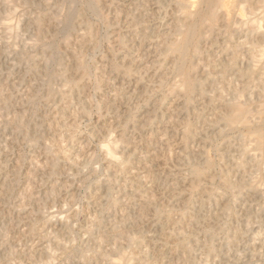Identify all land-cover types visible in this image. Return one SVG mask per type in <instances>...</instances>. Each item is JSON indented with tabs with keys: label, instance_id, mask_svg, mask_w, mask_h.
<instances>
[{
	"label": "rangeland",
	"instance_id": "obj_1",
	"mask_svg": "<svg viewBox=\"0 0 264 264\" xmlns=\"http://www.w3.org/2000/svg\"><path fill=\"white\" fill-rule=\"evenodd\" d=\"M97 1L99 7L97 12H94L89 10L88 5L91 2L90 0H74V3L73 0H13L14 3L10 5V9L8 7L9 10L4 0H0V109L2 110V112L0 110V264H110L113 258L109 257L121 258L122 256L124 257V253L126 255L121 264H126V262L127 264H155L154 262L157 264H264V155H260V152L258 153L256 150L252 151V153L257 152V159L244 158L245 156H243L244 154L242 152L243 146H253V142L243 135L245 132L240 130H237V132L235 130L224 135L220 133L222 126L212 125L217 118L216 114L218 116L219 113L225 112L222 108L221 110L219 109L220 107L217 106V101L204 99L200 95L194 94L195 96H193L190 105L184 104L182 106H176L174 102L175 92L172 90L174 87V85L172 87L173 83L176 84L177 81V84L180 83V78L176 77V74L172 73V75L167 76L162 88L160 83L156 82L157 80H151L146 84L147 89L145 88L142 91L143 93H140V91L135 93V85H137L138 80L140 81L143 76L141 72L138 75V71L142 67L137 72L136 70L138 68H134L130 76H126L122 71H115L113 68L115 64L120 63L122 57L126 54L125 51L132 53L135 57H138L139 54L141 56V44L143 41H146L144 39L159 30L163 32L164 26L165 28L167 27L166 24L172 20L175 13L172 0H127L128 3L126 0ZM144 1L148 2L144 3ZM140 2L143 3L141 4ZM17 7L19 8L18 10L16 9ZM72 10L77 11L74 25L79 29L74 28V31L71 32V40L73 39L71 47H73H69V49L64 43L66 35L65 23L69 18V11ZM12 11L13 13H11ZM138 11H140V14ZM98 12L99 14H97ZM90 14L91 16H89ZM39 15L43 18L44 22L43 29L40 31L42 36L41 41L47 42V46H39L41 49L37 47L32 50H24L28 53L31 52L30 54L33 53V57L36 58L30 57L31 59L28 60V56L22 54L25 52H22L21 49H26L25 47L28 43L32 44L34 42L33 40H35L38 27L35 24L32 25L30 19ZM123 15L125 16L123 17ZM83 16L85 17L83 18ZM28 19L30 21H27ZM82 20L87 23L89 20V27L86 23V28L85 25H80ZM12 21L17 25V31L15 30L16 33L14 32V36H11V33L5 29L6 23ZM59 21L62 23H59ZM143 23L144 25H142ZM146 25L148 27H145ZM88 28L91 29L89 32ZM149 29H151V33H147L150 32ZM82 32H88L90 38L93 36L91 38L93 40L90 44L76 48L74 44L78 40V37L79 40L81 39L80 33ZM142 33L144 35H141ZM146 33L148 35L145 36ZM73 34H76V36ZM118 35H121L124 41L121 45L116 41L115 36L118 37ZM10 36L11 39L7 40ZM33 36L34 39L31 40ZM158 37L153 41V44L155 46L157 45L155 50L157 52H151L152 54H149L148 57L144 56L147 58L146 60H142L146 66L152 65L153 62L165 56L163 53H159L161 52L162 47L160 45L163 38L161 36ZM9 40L10 43H14L10 44ZM204 42L199 44V49L205 58L202 55L197 56L193 59V63H195V66L198 65L199 74L206 75L208 63L218 62L217 60L221 57V51L226 45V42L221 35L214 36V38L212 37ZM14 44H16V50L20 53L13 49L16 48ZM88 45L89 47H87ZM136 45L137 47L135 48ZM120 47H123V49ZM44 48L47 50L44 51ZM73 48H76L77 51L80 50L78 51L79 59H83L82 62L87 68V75L84 78L79 79L80 76L74 78L79 80L77 82L80 86L83 84L80 87L79 96L76 99L68 100L57 93L54 95L57 97L50 99L49 102L47 96L50 81H54L53 86L56 89L60 85V88H62L65 84L60 80L53 79L52 72H54V69L55 71L58 70L59 60H62L64 65L69 64L71 51L74 50ZM132 49L137 50L133 51ZM10 50L11 52H9ZM153 56H155L156 60H154L155 58ZM144 57L143 59H145ZM22 59H25L27 62ZM31 60L33 63L30 62ZM242 64H245V62L241 61ZM113 70L115 74H112ZM202 70L205 72L203 73ZM49 71L50 73L48 74ZM49 79L50 81H48ZM207 79L204 86L205 91L208 92V95L210 94L209 96L218 95L221 91L225 98L233 99L234 94H232V88H234V85L236 86L238 81L235 80L232 74H228L227 81H231L233 86L224 85L227 83H224V86H222L219 83L212 82L209 78ZM218 84L222 87V90H216ZM115 87H122V89H117H120L119 95H121V98H116L118 91L116 92ZM214 89L217 93H215L216 91ZM228 89L230 90L228 91ZM121 90L123 94H120L122 92ZM148 92L150 94L152 93L151 97L148 96ZM250 95V93L246 95V98H250ZM122 98L123 100H121ZM117 99L118 101L121 100L122 105L125 107L121 106V102H118ZM258 99L256 97L255 101ZM124 100H127L128 105L126 103V105L124 104ZM33 101L36 102L34 103ZM249 101L246 100V103L253 105ZM107 103L114 104V108L111 105L108 106L109 104ZM208 103L209 105H207ZM63 104L66 105H64L65 109L62 107ZM254 104L256 103L254 102ZM82 106L83 108H81ZM119 106L120 109L118 108ZM57 107L60 108L58 109ZM125 109H128L127 112H125ZM60 111L66 115V117L63 116L65 117L64 119ZM148 114L153 117L147 124L145 123V116ZM57 117L61 118L58 119ZM122 118H125V121ZM62 119L63 121L61 123L60 120ZM19 120L25 124L24 128H22L23 132L16 127V121L18 122ZM45 120L53 124L54 130H49L47 126L48 122ZM56 124L58 125L56 126ZM55 126L58 130H61L58 131ZM124 128L126 129V139L118 151V156L121 155V162L122 160L125 161H123L124 163L122 162L123 165L122 163L119 166L116 164L111 165L106 160L101 146L102 144L105 145L109 136L114 137V140L119 135V130ZM188 130L191 131L188 132ZM187 132L191 133V135ZM239 135H241L242 139ZM119 137L115 140H118ZM50 142L53 145H50ZM184 144L188 148L186 149L189 152L188 156L184 159H178L176 155L183 153L185 149ZM49 145L51 147H48ZM51 148L53 149L51 150ZM202 149H205L209 158L215 161L216 165L213 170H215L216 174L213 171L212 175L214 177H211L210 180L209 178H204L201 181L202 190L200 189L199 191L197 189V191L195 190L196 188L191 190L193 186L196 187L197 185L194 184V179L192 181L193 176H191L192 174L189 169L204 164V155L202 158L199 155L195 156ZM149 154L152 155L151 158L148 156ZM54 155L55 157L57 155L59 156L58 161L56 159L53 160ZM64 156L68 158L69 162L76 164V168L71 167L70 164H66L67 162L64 161ZM77 161L80 163H77ZM240 162L243 167L237 166ZM258 162L263 165H258ZM45 164H48V166H45ZM150 167L152 170L160 173L161 175H159L165 181L161 178H158L159 183L154 184L147 182H143V184L139 181H134L136 178L138 180L139 175H141L139 178H148L153 172L149 170ZM129 171L131 172L130 174L128 173ZM228 172L230 173L228 174L230 180L235 184L237 183V189L235 188L236 193L234 192L235 195L225 192V187L222 184L223 173L226 174ZM203 189H205L204 192L214 189L216 195H212L213 197H204L202 193ZM27 196H29V199ZM37 197L38 199H36ZM152 198L158 200L154 206L150 205ZM187 199H190L188 203L185 202ZM113 203L115 204L113 205ZM145 203H148L151 207L146 206ZM139 210L147 211L144 217H140V214H138L140 212ZM61 213L64 217H62ZM57 215L62 218V223H57ZM167 215L171 216L173 222L168 231L180 238V247L178 246L177 249L175 246L179 240L176 242L174 240L169 241L161 233L163 231H161L160 222L157 226L153 222L155 216H161V220L164 221V217ZM145 217L147 219H144ZM149 217L151 218L149 219ZM127 220L128 222L126 223ZM195 221L198 222L195 223ZM134 222L138 230H140L136 231V236H141V240L143 238L142 241H144L145 246L143 244L134 245L130 242V246H126L129 245L128 238H126V234L128 233H126V230L121 225L124 227L128 223L134 224ZM119 224L120 226H118ZM207 224L211 226L207 227ZM117 227H121L124 232L119 237L111 235L110 232V230L118 229ZM45 228H47V232H43ZM208 228L214 230V233H207L205 230ZM42 232L47 235L44 239L39 234ZM108 232L109 234H107ZM185 238L187 243L185 242ZM120 240H122V243L117 242ZM208 244L216 246V250L212 253L209 250L206 251L208 249L207 246H209ZM38 245L40 249H42L41 245H45L49 250L41 252ZM113 246L115 247L113 248ZM133 246L136 247V250ZM137 247L140 248L138 249ZM162 248H169L171 252L167 254L168 256L158 252ZM183 248L186 249L184 250ZM173 249L177 250L176 253H172L175 251ZM129 251H133L131 252L133 253L132 256H128L130 254ZM146 251H148L147 254L145 253ZM103 252L105 255H102L104 254ZM33 253L37 254V256H32ZM140 256L142 259L139 258ZM145 257H147V260ZM183 257L186 258L184 259ZM33 258L34 260H31Z\"/></svg>",
	"mask_w": 264,
	"mask_h": 264
},
{
	"label": "bare ground",
	"instance_id": "obj_2",
	"mask_svg": "<svg viewBox=\"0 0 264 264\" xmlns=\"http://www.w3.org/2000/svg\"><path fill=\"white\" fill-rule=\"evenodd\" d=\"M15 1V0H14ZM18 1V0H17ZM49 1V0H48ZM91 2H90V4L88 5V7H89V10L90 11H94V12H97V10H98V7H99V4H98V1L97 0H90ZM124 1V0H123ZM122 1V2H123ZM129 1H131V0H129ZM134 1V0H133ZM136 1V0H135ZM141 1V0H140ZM149 1V0H148ZM148 1H144V3L145 2H148ZM160 1V0H159ZM163 1V0H162ZM168 1H170V0H168ZM24 2V1H23ZM32 2V1H31ZM111 2V1H110ZM126 2H127V0H126ZM152 2V1H151ZM167 2V1H166ZM4 3L6 4V7H7V9H8V7H9V9L11 8V4L12 3H14L13 2V0H4ZM17 3V2H16ZM73 3H74V0H73ZM100 3V2H99ZM128 3V2H127ZM137 3V2H136ZM141 3V2H140ZM139 3V4H140ZM143 3V2H142ZM141 3V4H142ZM153 3H155V2H153ZM170 3V2H169ZM50 4V3H49ZM156 4V3H155ZM172 4L174 5L172 8H173V10L175 9V13H174V15H173V17H172V20L168 23V24H166L167 25V27L165 28V26H164V29H163V32H162V30L160 31H157V32H154V33H152V35L150 36H148L146 39H144V40H146V41H143V43L141 44L142 46H141V56H140V54H139V56L138 57H135V56H133V54L132 53H130V52H128V51H125L126 52V54L122 57V59H121V61H120V63H117V64H115L114 66H113V68H114V70L115 71H122L126 76H130V75H132V70H134V68H138L137 70H136V72L140 69V67H142L139 71H138V75H139V72H141V73H143V76H142V79L139 81L138 80V83H137V85H135V88H134V92L136 93H138L139 91H140V93L143 91V90H145V88H146V84L147 83H149L151 80H157L156 82H159L160 83V85H161V88H162V85L164 84V81H165V79L167 78V76H169L170 74L172 75V73H174V74H176L177 76L176 77H179L180 78V83L179 84H177L178 83V81H177V83L176 84H172V87H173V85H174V87H173V89H172V87H171V89L172 90H174L173 92H175L174 94H175V99H174V102L176 103V106H182V105H184V104H186V105H190L191 104V102H192V98H193V96H195L194 94H198V95H200L202 98H204V99H210L211 101H217V106L218 107H220L219 109L221 110V108H222V110H224L225 112H222V113H219V115L217 116V114H216V120H214V123H212V125L213 126H222V128L220 129V133L221 134H226L227 135V133H229V132H232V131H237V130H240V131H244L245 133L243 134V135H245V137H248L249 139H250V141L251 142H253V146L250 148L249 147V143L247 144L248 145V147L246 146H243V148H242V152H243V156H245L244 158H246V157H248V158H255V159H257L258 157H257V152L256 153H252V151H258V153L260 152V155H264V0H172ZM72 5V4H71ZM105 5V4H104ZM107 5V4H106ZM125 5V4H124ZM131 5V4H130ZM136 5V4H135ZM148 5V4H147ZM60 6V5H59ZM108 6V5H107ZM123 6V5H122ZM127 6H129V5H127ZM127 6H125V7H127ZM151 6V5H150ZM164 6V5H163ZM13 7H15V6H13ZM132 7V6H131ZM74 8V7H73ZM124 8V7H123ZM135 8V7H134ZM139 8H140V5H139ZM163 8V7H162ZM8 9V10H9ZM14 9V8H13ZM17 10L19 9L18 7L16 8ZM15 9V10H16ZM21 9V8H20ZM70 9H72V8H70ZM86 9V8H85ZM85 9H83V10H85ZM127 9V8H126ZM129 9V8H128ZM7 10V11H8ZM123 10V9H122ZM139 10V9H138ZM173 10H171V11H173ZM11 11V10H10ZM9 11V12H10ZM79 11V10H78ZM87 11H88V9H87ZM126 11V10H125ZM130 11H131V9H130ZM141 11V10H140ZM140 11H138L139 12V14H140ZM93 12V13H94ZM11 13H13V11L11 12ZM40 13V12H39ZM89 13V12H88ZM92 13V12H91ZM120 13H121V11H120ZM130 13V12H129ZM144 13V12H143ZM152 13V12H151ZM173 13V12H172ZM10 14V13H9ZM97 14H99V12L97 13ZM126 14H128V13H126ZM134 14V13H133ZM132 14V15H133ZM136 14V13H135ZM142 14V13H141ZM154 14V13H153ZM11 15V14H10ZM9 15V16H10ZM137 15V14H136ZM64 16V15H63ZM76 16H77V11L76 10H72V11H69V18H68V20H67V22L65 23V29H66V35H65V46L66 47H70V48H72L71 47V45H72V40H71V36L70 35H72L71 34V32H73L74 31V28H76L75 27V25H74V20H75V18H76ZM89 16H91V14L89 15ZM122 16V15H121ZM125 15H123V17H124ZM127 16V15H126ZM137 16H139V15H137ZM143 16V15H142ZM152 16V15H151ZM158 16V15H157ZM8 17V16H7ZM13 17V16H12ZM60 17H61V15H60ZM85 16H83V18H84ZM140 17V16H139ZM154 17V16H153ZM18 18V17H17ZM137 18V17H136ZM156 18V17H155ZM21 19H22V17H21ZM30 19V18H29ZM27 20V21H30L31 23H32V25H36L37 27H38V32H37V34H35V40H33L34 42L32 43V44H29L28 43V45H26V49H21L22 50V52L25 50H27V49H33V48H37V47H39V46H42V47H46L47 46V42H44V41H41V39H42V36H41V30L43 29V25H44V22H43V18L39 15V16H37V17H34V18H32V19H30V20ZM57 19V18H56ZM138 19V18H137ZM145 19V18H144ZM80 20V19H79ZM143 20V19H142ZM18 21V20H17ZM91 21V20H90ZM116 21V20H115ZM136 21H138V20H136ZM135 21V22H136ZM169 21V20H168ZM6 22V21H5ZM18 22H20V21H18ZM18 22H17V24H18ZM55 22V21H54ZM4 23V22H3ZM29 23V22H28ZM48 23V22H47ZM59 23H62V22H60L59 21ZM79 23V22H78ZM87 24V26H88V23H89V20H88V23L87 22H85L84 20H82L81 22H80V25H85V28H86V24ZM123 23H125V22H123ZM128 23V22H127ZM145 23V22H144ZM144 23L142 24V25H144ZM166 23V22H165ZM135 24V23H134ZM28 25V24H27ZM78 25V24H77ZM127 25V24H126ZM131 25V24H130ZM154 25V24H153ZM160 25V24H159ZM163 25V24H162ZM5 26V25H4ZM133 26V25H132ZM16 27H17V25L15 24V22L13 23V21L12 22H10V23H6V28L5 29H7L6 31H8V32H10L11 33V36L13 35L14 36V32L16 33ZM46 27V26H45ZM83 27V26H82ZM89 27V26H88ZM126 27V26H125ZM144 27V26H143ZM145 27H148L147 25L145 26ZM155 27V26H154ZM84 28V27H83ZM155 28H157V27H155ZM160 28H161V26H160ZM3 29V28H2ZM76 29H79V28H76ZM129 29V28H128ZM16 30V31H15ZM59 30V29H58ZM87 30V29H86ZM91 29H89L88 28V32L90 31ZM133 30H135V29H133ZM144 30V29H143ZM147 30H148V28H147ZM151 29H149V31H150ZM5 31V32H6ZM80 31H82V30H80ZM79 31V32H80ZM84 31V30H83ZM125 31V30H124ZM128 31V30H127ZM88 32H82V33H80V37H81V39L79 40V37H78V40L76 41L75 39H74V41H76V43L74 44V46L76 47V48H79V47H83V46H85V45H87V44H90L91 42H92V40L93 39H91L90 38V36L88 35ZM111 32V31H110ZM129 32H130V30H129ZM135 32V31H134ZM138 32V31H137ZM136 32V33H137ZM142 32V31H141ZM152 31H150V32H147V33H151ZM10 33H9V35H10ZM34 33V32H33ZM122 33V32H121ZM131 33H133V32H131ZM145 34V36L146 35H148V34ZM8 34V33H7ZM48 34V33H47ZM91 34V33H90ZM116 34V33H115ZM135 34V33H134ZM133 34V35H134ZM138 34V33H137ZM8 35V36H9ZM43 35V34H42ZM73 35H75L76 36V34H73ZM117 35V34H116ZM132 35V34H131ZM141 35H144V33H142ZM217 35H221L222 36V38L224 39V41L226 42V45L224 46V48H223V50L221 51L222 52V54H221V57L217 60L218 62L216 63H208V69L206 70L207 71V73H206V75H204V74H199V72H198V70H199V68H198V65L197 66H195L194 64L195 63H193V59L195 58V57H197V56H200V55H202V52L200 51V49H199V44L200 43H202V42H206V41H208V39H210V38H214V36H216L217 37ZM11 36H10V38L8 37L7 38V40L8 39H11ZM75 36H73V37H75ZM122 36H123V34H122ZM158 36H161L163 39H162V41H161V52H159V53H163L165 56H164V58H161L160 60H158V61H155V62H153V64L152 65H150V66H146L144 63L145 62H143L142 60H146L147 58H145V57H148V55L149 54H152V53H154V52H157V51H155L156 50V48H157V45L155 46V44H153V41H154V39L156 38V37H158ZM116 37V41L117 42H119V44L121 45V44H123L124 43V41H123V38L121 37V35H118V37L117 36H115ZM130 37V36H129ZM136 37V36H135ZM138 37H141V36H138ZM219 37V36H218ZM108 38V37H107ZM32 39H34V36H33V38H31V40ZM46 39V38H45ZM45 39H43V40H45ZM94 39H96V38H94ZM112 39V38H111ZM110 39V40H111ZM141 39V38H140ZM148 39V40H147ZM158 39H159V37H158ZM13 40V39H12ZM113 40V39H112ZM131 40H132V38H131ZM161 40V39H160ZM217 40V39H216ZM46 41V40H45ZM115 40H114V42H116ZM139 41V40H138ZM159 41V40H158ZM157 41V42H158ZM218 41V40H217ZM6 42V41H5ZM30 43H31V41H29ZM96 42V41H95ZM95 42H94V44H95ZM113 42V43H114ZM123 42V43H122ZM131 42V41H130ZM156 42V41H155ZM204 42V43H205ZM214 42V41H213ZM219 42V41H218ZM9 43H10V40H9ZM9 43H8V45H9ZM12 44L14 43V42H11ZM10 43V44H11ZM51 43V42H50ZM126 43V42H125ZM132 43V42H131ZM133 43H135V42H133ZM139 43H140V41H139ZM159 43V42H158ZM157 43V44H158ZM215 43V42H214ZM217 43V42H216ZM221 44V43H220ZM15 45V47H16V44H14ZM49 45V44H48ZM96 45V44H95ZM119 45V46H120ZM10 46V45H9ZM91 46V45H90ZM128 46V45H127ZM140 46V45H139ZM87 47H89V45L87 46ZM86 47V48H87ZM92 47V46H91ZM95 47V46H94ZM129 47H131V46H129ZM137 47V45L135 46V48ZM158 47H159V45H158ZM219 47V46H218ZM8 48V47H7ZM40 48V47H39ZM69 48V49H70ZM76 48H73L74 50L73 51H71V60L69 59V64L67 65H64L63 63H62V60H59L58 61V70L57 71H55V69H54V72H52V75L54 76H51V77H53V79H56V80H60V81H62V82H64L65 84L63 85V87L62 88H60V86H59V88L57 87V89H56V87H54L53 86V83H54V81L52 82V80L50 81V79L48 80V81H50V83L48 84V86H50L49 87V92H48V90H47V92H48V99H46V100H48L49 102H50V99H52V98H56L54 95H56L57 93L58 94H60L62 97H65L66 99H68V100H73V99H76V97H78L79 96V93H80V87L83 85L82 83V85L80 86V84L77 82V81H79V80H77V79H74V78H76L77 76H80V78L79 79H82V78H84L86 75H87V68H86V66L84 65V63L82 62L83 61V59L82 58H80V59H82V60H80L79 59V55H78V51H80V50H78L77 51V49ZM120 48H122L123 49V47H120ZM127 48V47H126ZM221 48V49H222ZM11 49H12V47H11ZM13 49H17V47L16 48H13ZM41 49V48H40ZM68 49V50H69ZM81 49V48H80ZM85 49V48H84ZM125 49V48H124ZM45 50H47V49H45L44 48V51ZM66 50V49H65ZM72 50V49H71ZM133 50V49H132ZM135 50H137V49H135ZM135 50H133V51H135ZM14 51V50H13ZM17 51V50H16ZM24 51V52H25ZM84 51V50H83ZM154 51V52H153ZM218 51V50H217ZM9 52H11V50L9 51ZM15 52V51H14ZM18 53H20L19 51H17ZM82 52V51H81ZM138 52V51H137ZM152 52V53H151ZM31 53V52H30ZM30 53H28V52H25V53H22V54H24V55H27L28 56V60H30L31 58H34L33 56V53L32 54H30ZM69 53H70V51H69ZM123 54H124V52H122ZM220 53V52H219ZM22 54H20V55H22ZM34 54H36V53H34ZM50 54V53H49ZM80 54V53H79ZM135 54H137V53H135ZM134 54V55H135ZM216 54H217V52H216ZM16 55V54H15ZM63 55V54H62ZM157 55V54H156ZM155 55V56H156ZM213 55V54H212ZM145 56V57H144ZM155 56H153V58H155ZM158 56H160V55H158ZM21 57V56H20ZM23 57V56H22ZM31 57V58H30ZM37 57V56H36ZM120 57V58H121ZM143 57L145 58V59H143ZM202 57H203V55H202ZM203 58H205V57H203ZM206 58H207V56H206ZM27 59V58H26ZM34 59H36V58H34ZM202 59V58H201ZM23 60V59H22ZM33 60V59H32ZM32 60L30 61V62H32ZM114 60V59H113ZM120 60V59H119ZM154 60H156V58L154 59ZM203 60V59H202ZM23 61H26L25 59L23 60ZM241 61L243 62H245V64H242L241 65ZM27 62V61H26ZM38 62V61H37ZM53 62H54V60H53ZM67 63H68V61H66ZM203 62V61H202ZM205 62V61H204ZM207 62V61H206ZM33 63V62H32ZM197 63H199V62H197ZM207 64V63H206ZM30 65V64H29ZM34 65V64H33ZM200 66H201V64H200ZM49 69V68H48ZM203 69V68H202ZM113 70V71H114ZM112 71V74L114 73L115 74V71L113 72ZM203 71V70H202ZM205 71H203V73H204ZM50 73V71L48 72V74ZM47 74V73H46ZM47 74V75H48ZM122 74V73H121ZM134 74V73H133ZM228 74H232V76L235 78V80H237L238 81V83L236 84V86L234 85V88H232V91H233V93L232 94H234L233 96V99H227V98H225V96L223 95V93L220 91L219 93H218V95H211V96H209L208 95V92H206L205 91V86H204V84H205V81L206 80H208L207 78H209L212 82H215L216 84L217 83H219V84H221L222 86H224V85H229V86H231L232 85V82L231 81H227V76H228ZM116 75H117V73H116ZM123 75V74H122ZM135 75V74H134ZM136 76V75H135ZM21 77V76H20ZM109 77V76H108ZM115 77V76H114ZM117 77V76H116ZM121 77V76H120ZM175 77V78H176ZM207 77V78H206ZM50 78V77H49ZM87 78V77H86ZM122 78V77H121ZM136 78H138V76H136ZM125 79H127V78H125ZM124 79V80H125ZM231 79V78H230ZM130 80V79H129ZM132 80V79H131ZM46 81V80H45ZM59 81V82H60ZM225 81H227V82H225ZM56 82V81H55ZM83 82V81H82ZM121 82V81H120ZM152 82H154V81H152ZM240 82V83H239ZM46 83H47V81H46ZM52 83V84H51ZM166 83V82H165ZM207 83V82H206ZM224 83H227V84H224ZM115 84V83H114ZM130 84V83H129ZM171 84V83H170ZM214 84V83H213ZM217 85V88H216V90L218 89V90H222V87L220 86V85ZM224 84V85H223ZM235 84V83H234ZM119 86V85H118ZM132 86V85H131ZM149 86V85H148ZM164 86V85H163ZM233 86V85H232ZM157 87V86H156ZM158 87H159V85H158ZM116 88V87H115ZM118 88H121L122 89V87H118ZM118 88H116L115 90H116V92L118 91V95H119V90H117ZM230 88V87H229ZM147 89V88H146ZM170 89V90H171ZM83 90H84V86H83ZM129 90V89H128ZM207 90V89H206ZM215 89H214V91H216ZM225 90V89H224ZM230 89H228V91H229ZM122 91V90H121ZM213 91V92H214ZM46 92V93H47ZM81 92H83V91H81ZM116 92H114V93H116ZM150 92V91H149ZM148 92V93H149ZM151 92H152V89H151ZM155 92V91H154ZM173 92H172V94H173ZM225 92H226V90H225ZM134 93V94H135ZM143 93V92H142ZM153 93V92H152ZM151 93V94H152ZM157 93V92H156ZM215 93H217V91L215 92ZM251 94L250 95V98H246V95H248V94ZM254 93H256L255 95H253ZM120 94H123V91L120 93ZM130 94V93H129ZM150 94V93H149ZM148 94V96L149 97H151V94L149 95ZM228 94V93H227ZM1 95H3V94H1ZM45 95H47V94H45ZM111 95H114V94H111ZM116 95V98H121V95ZM136 95V94H135ZM154 95V94H153ZM229 95V94H228ZM26 96V95H25ZM33 96H34V94H33ZM82 96V95H81ZM125 96V95H124ZM133 96V95H132ZM147 96V97H148ZM161 96V95H160ZM173 96V95H172ZM38 97V96H37ZM46 97V96H45ZM112 97V96H111ZM135 97V96H134ZM165 97V96H164ZM230 97V96H229ZM259 98L257 101H255V98ZM32 98V97H31ZM35 98H36V96H35ZM65 98H63V99H65ZM127 98V97H126ZM125 98V99H126ZM161 98V97H160ZM166 98V97H165ZM65 99V100H66ZM113 99H115V98H113ZM132 99V98H131ZM146 99V98H145ZM203 99V100H204ZM17 100V99H16ZM32 100V99H31ZM121 100H123V98L121 99ZM121 100H119L120 102H121ZM129 100V99H128ZM148 100V99H147ZM159 100V99H158ZM202 100V99H201ZM246 100H250L249 102H252L253 103V105H248L247 103H246ZM2 101V100H1ZM30 101V100H29ZM75 101V100H74ZM87 101H89V100H87ZM111 101H113V100H111ZM117 101H118V99H117ZM118 101V102H119ZM125 101V100H124ZM123 101V102H124ZM157 101V100H156ZM34 102V101H33ZM32 102V103H33ZM36 102V101H35ZM34 102V103H35ZM52 102H53V100H52ZM51 102V103H52ZM64 102V101H63ZM70 102H72V101H70ZM84 102V101H83ZM131 102V101H130ZM129 102V103H130ZM157 102H159V101H157ZM156 102V103H157ZM200 102V101H199ZM204 102V101H203ZM206 102V101H205ZM207 102H209V101H207ZM248 102V103H249ZM254 102L256 103V104H254ZM2 103V102H1ZM12 103V102H11ZM58 103V102H57ZM65 103H67V102H65ZM78 103V102H77ZM127 104L128 105V103H127V100L124 102V104ZM149 103V102H148ZM161 103H162V101H161ZM169 103V102H168ZM202 103V102H201ZM84 104H86V103H84ZM107 104H109V103H107ZM119 104V103H118ZM125 104V105H126ZM154 104V103H153ZM193 104V103H192ZM211 104V103H210ZM212 104H213V102H212ZM21 105V104H20ZM64 105L65 104H63V106L62 107H64ZM68 105H69V103H68ZM90 105V104H89ZM111 105V103L108 105V106H110ZM117 105V104H116ZM165 105H168V104H165ZM203 105V104H202ZM207 105H209V103L207 104ZM214 105V104H213ZM55 106V105H54ZM66 106V105H65ZM81 106V105H80ZM112 107L114 106V104H112L111 105ZM121 106H124V105H122V102H121ZM175 106V105H174ZM175 106V107H176ZM253 106V107H252ZM61 107V108H62ZM68 107V106H67ZM125 107V106H124ZM214 107H215V105H214ZM58 108V107H57ZM60 108V107H59ZM58 108V109H59ZM81 108H83V106L81 107ZM114 108V107H113ZM116 108V107H115ZM119 109H120V106L118 107ZM168 108H169V106H168ZM178 108V107H177ZM182 108V107H181ZM201 108V107H200ZM206 108V107H205ZM63 109V108H62ZM64 109H65V107H64ZM63 109V110H64ZM86 109V108H85ZM87 109H88V107H87ZM119 109H117V110H119ZM217 109V108H216ZM1 110V109H0ZM57 110V109H56ZM61 110V109H60ZM107 110V109H106ZM112 110V109H111ZM126 110V109H125ZM124 110V111H125ZM128 110V109H127ZM127 110L125 111V112H127ZM164 110V109H163ZM178 110V109H177ZM187 110V109H186ZM202 110V109H201ZM55 111V110H54ZM67 111V110H66ZM154 111H155V109H154ZM167 111V110H166ZM179 111H180V109H179ZM1 112H2V110H1ZM61 112V111H60ZM59 112V113H60ZM207 112V111H206ZM55 113V112H54ZM62 113V112H61ZM66 113V112H65ZM195 114H197V113H195ZM86 115V114H85ZM124 115V114H123ZM126 115V114H125ZM173 115V114H172ZM176 115V114H175ZM190 115H191V113H190ZM3 116V115H2ZM44 116V115H43ZM53 116H54V114H53ZM62 117L63 116H65L66 117V115H64L63 113H62V115H61ZM197 116V115H196ZM65 117H63V119L65 118ZM69 117H70V114H69ZM108 117V116H107ZM153 117V116H152ZM151 116H149V114L147 115V116H145V123H149L150 122V120H151V118H152ZM15 118V117H14ZM21 118V117H20ZM46 118H47V116H46ZM53 119H54V117H52ZM51 118V119H52ZM58 118V117H57ZM59 118H61V117H59ZM58 118V119H59ZM214 118V119H215ZM51 119H48V120H51ZM63 119L62 120H60L61 121V123H62V121H63ZM125 119V118H124ZM123 118H122V120L123 121H125ZM143 119V118H142ZM170 119V118H169ZM189 119V118H188ZM198 119V118H197ZM16 120V119H15ZM114 120V119H113ZM121 120V121H122ZM203 120H205V119H203ZM212 120V119H211ZM13 121H14V119H13ZM45 121H47V120H45ZM66 121V120H65ZM64 121V122H65ZM70 121V120H69ZM184 121V120H183ZM42 122V121H41ZM48 122V121H47ZM119 122V121H118ZM143 122H144V120H143ZM203 122V121H202ZM11 123H13V122H11ZM17 123V124H16ZM16 127H17V129H19L21 132H23V129L22 128H24V123H23V121H16ZM54 123V122H53ZM70 123V122H69ZM115 123V122H114ZM122 123V122H121ZM170 123H172V122H170ZM179 124H180V122H178ZM204 123V122H203ZM14 124V125H15ZM117 124V123H116ZM58 124H56V126H57ZM59 125H61V124H59ZM159 125V124H158ZM48 128H49V130L51 131V130H54L53 129V124H51V122L49 121L48 122ZM56 126H55V128H56ZM127 126V125H126ZM179 126V125H178ZM181 126V125H180ZM14 128H15V126H13ZM44 127V126H43ZM59 127V126H58ZM64 127V126H63ZM120 127H121V125H120ZM189 127V126H188ZM203 127V126H202ZM47 128V127H46ZM125 128H127V127H125ZM120 129L119 130V135L118 136H120L119 137V139L118 140H113V138L112 137H110L109 136V138H108V140L107 141H109V139L110 138H112L110 141H109V143H107V141H106V143H107V145H106V143H105V145L104 144H102V148H101V150L103 151V153H104V156H105V158H106V160L108 161V163L109 164H111V165H114V164H116V165H118L119 166V164H121L123 161H125V160H122V162H121V159H120V156H118V151H119V149H120V147L123 145V142H124V140L126 139L125 137H126V129ZM128 128H129V126H128ZM209 128V127H208ZM57 130H58V128H56ZM185 129V128H184ZM189 129V128H188ZM191 129V128H190ZM219 129V128H218ZM48 130V131H49ZM59 130H61V129H59ZM58 130V131H59ZM67 130V129H66ZM46 131V130H45ZM186 131H187V129H186ZM189 131H191V130H188V132ZM218 131V130H217ZM247 131V132H246ZM42 132H44V131H42ZM53 132V131H52ZM61 132V131H60ZM107 132V131H106ZM173 132V131H172ZM187 132V133H188ZM238 132V131H237ZM41 133V132H40ZM46 133H48V132H46ZM72 133V132H71ZM185 133V132H184ZM219 133V132H218ZM236 133V132H235ZM50 134V133H49ZM55 134V133H54ZM57 135H58V133H56ZM111 134V133H110ZM112 134H113V132H112ZM186 134V133H185ZM188 134H190L191 135V133H188ZM231 134V133H230ZM214 135V134H213ZM218 135V134H217ZM56 136V135H55ZM114 136V135H113ZM186 136V135H185ZM221 136V135H220ZM240 137H241V135H239ZM58 137V136H57ZM164 137V136H163ZM172 137V136H171ZM47 138V137H46ZM50 138V137H49ZM187 138H188V136H187ZM189 138H190V136H189ZM53 139V138H52ZM51 139V140H52ZM241 139H242V137H241ZM44 140H46V139H44ZM159 140V139H158ZM243 140H245L244 138H243ZM53 141V140H52ZM51 141V142H52ZM55 141V140H54ZM156 141V140H155ZM51 142H50V145H53V144H51ZM128 142V141H127ZM158 142V141H157ZM187 142V141H186ZM194 142V141H193ZM103 143V142H102ZM126 143V142H125ZM60 144V143H59ZM187 144H188V142H187ZM191 144H193V143H191ZM228 144V143H227ZM245 144V143H244ZM243 144V145H244ZM250 144H252V143H250ZM48 146V147H51V146ZM179 145V144H178ZM44 146V145H43ZM55 146H57V145H55ZM193 146V145H192ZM209 146V145H208ZM241 146V145H240ZM52 147H54V146H52ZM88 147V146H87ZM210 147V146H209ZM60 148H63V147H60ZM184 151H183V153L180 155V154H177L176 156V158H178V159H184V158H187V156H188V151L186 150V149H188L187 148V146L184 144ZM205 149H207L206 147H204ZM53 148H51V150H52ZM84 149V148H83ZM169 149V148H168ZM198 149V148H197ZM205 149H202V150H199L198 151V153H196V155L195 156H197V155H199V156H201V158H202V156L204 155V157H203V160H204V164L202 165V166H197V167H191L190 169H189V171H190V173L192 174L191 176H193V178H192V181H193V179H194V184L195 185H197L196 187H192L191 188V190L192 189H195V190H199L200 191V189L202 190V188H201V181L205 178H209V180H210V178L211 177H214L212 174H213V171H214V173H215V170H213L214 169V167H215V165H216V163H215V161H213V160H211L210 158H209V155H208V153H206L205 152ZM56 150V149H55ZM54 150V151H55ZM60 150H62V149H60ZM75 150V149H74ZM65 151V150H64ZM134 151V150H133ZM195 151V150H194ZM209 151V150H208ZM48 152V151H47ZM196 152V151H195ZM63 153V152H62ZM194 153V152H193ZM58 154V153H57ZM176 154V153H175ZM205 154H207V155H205ZM70 155V154H69ZM154 155V154H153ZM190 155V154H189ZM71 156H72V153H71ZM71 156H70V158H71ZM75 156V155H74ZM150 158H151V156L152 155H148ZM155 156V155H154ZM259 156V155H258ZM57 157V158H56ZM55 157V155L53 156V160H59V156L57 155ZM61 157V156H60ZM65 157V156H64ZM63 157V158H64ZM88 158H90L89 156H87ZM141 157V156H140ZM211 157V156H210ZM261 157V156H260ZM94 158V157H93ZM149 158V159H150ZM175 158V159H176ZM212 158V157H211ZM243 158V157H242ZM243 158V159H244ZM262 158V157H261ZM61 159V158H60ZM85 159V158H84ZM128 159V158H127ZM135 159H137V158H135ZM143 159H144V157H143ZM156 159V158H155ZM240 159V158H239ZM243 159H242V161H243ZM263 159V158H262ZM73 160H74V158H73ZM79 160H80V158H79ZM87 160H89V159H87ZM133 160H134V158H133ZM147 160V159H146ZM172 160V159H171ZM64 161H66L65 163L66 164H70V166L71 167H74V168H76V164H73V162H69L68 161V158L67 157H65L64 158ZM127 161V160H126ZM135 161V160H134ZM137 161H138V159H137ZM237 161H239V160H237ZM55 162V161H54ZM92 162V161H91ZM151 162H152V160H151ZM194 162V161H193ZM198 162V161H197ZM202 162V161H201ZM251 162V161H250ZM51 163V162H50ZM75 163V162H74ZM77 163H80V162H78L77 161ZM84 163H86V161H84ZM124 163V162H123ZM123 163H122V165H123ZM129 163H131V162H129ZM150 163V162H149ZM154 163V162H153ZM175 163H176V161H175ZM179 163H180V160H179ZM144 164V163H143ZM147 164V163H146ZM178 164V163H177ZM196 164H198V163H196ZM235 164H237L236 162H235ZM244 164V163H243ZM252 164V163H251ZM261 163L260 162H258V165H260ZM88 165V164H87ZM87 165H86V167H87ZM108 165V164H107ZM111 165H110V167H111ZM130 165H132V164H130ZM135 165H136V163H135ZM137 165H139V164H137ZM194 165V164H193ZM192 165V166H193ZM257 165V166H258ZM263 164H261V166H262ZM45 166H48V164L46 165L45 164ZM45 166H44V168H45ZM149 166V165H148ZM157 166V165H156ZM238 167H241L242 166V163L240 162V163H238V165H237ZM42 167V166H41ZM80 167V166H79ZM122 167V166H121ZM134 167V166H133ZM158 167V166H157ZM156 167V168H157ZM174 167V166H173ZM243 167V166H242ZM244 167H245V165H244ZM47 168H49V167H47ZM69 168V167H68ZM115 168V167H114ZM117 168V167H116ZM122 168H124V167H122ZM147 168V167H146ZM155 168V167H154ZM237 168V167H236ZM260 168V167H259ZM41 169V168H40ZM49 169H51V168H49ZM79 169V168H78ZM128 169H130V168H128ZM136 169V168H135ZM142 169V168H141ZM165 169V168H164ZM230 169V168H229ZM228 169V170H229ZM242 169V168H241ZM262 169V168H261ZM37 170V169H36ZM47 170V169H46ZM112 170V169H111ZM127 170V169H126ZM150 171H153L152 172V174L150 175V176H148V178L146 177V178H139L141 175H139V177H138V180H137V178L134 180V181H139V182H141V183H143V182H147V183H157L158 181H159V179L161 178V174L160 173H158V172H156V171H154V170H152V168L150 167V169H149ZM31 171V170H30ZM35 171V170H34ZM145 171V170H144ZM158 171V170H157ZM166 171V170H165ZM188 171V170H187ZM219 171V170H218ZM217 171V172H218ZM225 171H226V169H225ZM230 171H231V169H230ZM229 171V172H230ZM260 171V170H259ZM44 172V171H43ZM47 172H48V170H47ZM53 172V171H52ZM76 172V171H75ZM138 172V171H137ZM136 172V173H137ZM143 172V171H142ZM227 172V171H226ZM223 173V176H222V181H223V185H224V187H225V192H227L228 194H231V195H235L234 194V192H235V188H236V184L234 183V182H232L231 180H230V178H229V175L228 174H230V173ZM32 173V172H31ZM36 173H37V171H36ZM51 173V172H50ZM129 174L131 173L130 171L128 172ZM146 173V172H145ZM221 173V172H220ZM148 174V173H147ZM160 174V175H159ZM176 174V173H175ZM216 174V173H215ZM214 174V175H215ZM219 175V174H218ZM222 175V174H221ZM133 177V176H132ZM131 177V178H132ZM142 177H143V175H142ZM145 177V176H144ZM159 178V179H158ZM133 179V178H132ZM146 179V180H145ZM162 179V178H161ZM175 179V178H174ZM180 179V178H179ZM213 179H215V178H213ZM3 180V179H2ZM163 181H165V179H162ZM209 180H207V181H209ZM14 181H15V179H14ZM162 181V182H163ZM212 181V180H211ZM234 181V180H233ZM210 182V181H209ZM147 183H145V184H147ZM159 183V182H158ZM189 183V182H188ZM111 184V183H110ZM144 184V183H143ZM210 184H212V183H210ZM222 185V186H223ZM27 186V185H26ZM30 187V186H29ZM154 187V186H153ZM175 187V186H174ZM237 187H238V185H237ZM54 188V187H53ZM206 188H207V186H206ZM205 188V189H206ZM212 188V187H211ZM214 188V187H213ZM168 189V188H167ZM205 189H203V196L204 197H209V196H212V195H216V193L214 192V189H210V190H208V191H205L204 192V190ZM208 189V188H207ZM237 189V188H236ZM197 190V191H198ZM216 190V189H215ZM223 190V189H222ZM31 191V190H30ZM175 191V190H174ZM216 191H218V190H216ZM27 193V192H26ZM175 193V192H174ZM215 193V194H214ZM226 193V194H227ZM236 193V192H235ZM1 194V193H0ZM48 194V193H47ZM193 194V193H192ZM46 195V194H45ZM44 195V196H45ZM101 195V194H100ZM173 195V194H172ZM230 195V196H231ZM102 196V195H101ZM29 196H27V198H28ZM46 197V196H45ZM103 197V196H102ZM141 197V196H140ZM172 197V196H171ZM191 197V196H190ZM213 197V196H212ZM31 198H32V195H31ZM231 198H232V196H231ZM29 199V198H28ZM36 199H38V197L36 198ZM44 199V198H43ZM159 199V198H158ZM208 199V198H207ZM210 199V198H209ZM212 199V198H211ZM25 200V199H24ZM31 200V199H30ZM34 200V199H33ZM146 200V199H145ZM190 199H187V201H185V202H187L188 203V201H189ZM59 201V200H58ZM162 201V200H161ZM29 202V201H28ZM31 202V201H30ZM41 202V201H40ZM158 202V200L157 199H153L152 198V200L150 201V205H155L156 203ZM231 202V201H230ZM37 203H38V201H37ZM32 204V203H31ZM41 205H42V203H40ZM101 204V203H100ZM115 203H113V205H114ZM146 204V203H145ZM160 204V203H159ZM22 205V204H21ZM24 205H25V203H24ZM23 205V206H24ZM144 205V204H143ZM148 205V203L146 204V206ZM188 205H190V204H188ZM229 205V204H228ZM227 205V206H228ZM142 206V205H141ZM145 206V207H146ZM149 206V205H148ZM22 207V206H21ZM37 207V206H36ZM144 207V208H145ZM149 207H151V206H149ZM229 207V206H228ZM42 208V207H41ZM141 208V207H140ZM147 208V207H146ZM227 208V207H226ZM149 209V208H148ZM161 209H163V208H161ZM143 210V209H142ZM151 210H152V208H151ZM228 210V209H227ZM140 212L138 213V214H140V217H144V215H145V213L147 212H144V211H141V210H139ZM163 211H164V209H163ZM167 211V210H166ZM169 211V210H168ZM167 211V212H168ZM228 211H230V210H228ZM149 212V211H148ZM170 212V211H169ZM160 213V212H159ZM165 213V212H164ZM28 215V214H27ZM26 215V216H27ZM60 215V214H59ZM61 215H62V213H61ZM60 215V216H61ZM157 215V214H156ZM58 216V215H57ZM60 216H58L56 219H57V223L59 224V223H62L63 222V220H62V218L60 217ZM52 217H53V215H52ZM62 217H64L63 215H62ZM25 218H27V217H25ZM29 218V217H28ZM33 218V217H32ZM151 217H149V219H150ZM165 218V220L164 221H162L161 219V216H155L154 218H153V222H155V225L157 226L158 224H159V222H160V227H161V231H163V232H161L162 234H164V236H166L167 237V239L170 241V240H174L175 242L176 241H178L179 240V242H177V245L175 246L176 247V249H177V247L180 245V238H179V236H176V235H174L173 233H170L169 231H168V229H169V227H171V225L173 224V222H172V219H171V216L170 215H167L166 217H164ZM40 219V218H39ZM42 219V218H41ZM67 219V218H66ZM144 219H147L146 217L144 218ZM190 219V218H189ZM209 219V218H208ZM217 219V218H216ZM219 219V218H218ZM38 221V220H37ZM191 221H193V220H191ZM66 222V221H65ZM128 222V220L126 221V223ZM130 222V221H129ZM196 222H198V221H195V223ZM49 223V222H48ZM67 223V222H66ZM125 223V224H126ZM36 224V223H35ZM45 224H47V223H45ZM44 224V225H45ZM54 224V223H53ZM191 224V223H190ZM209 224V223H208ZM207 224V227L208 226H211V225H208ZM227 224V223H226ZM49 225V224H48ZM68 225V224H67ZM136 224H135V222H134V224L132 223V224H130V223H128V225H125L124 227L121 225V227L123 228V229H125L126 230V233H128V234H126L127 235V237L126 238H128V244H129V242L130 243H132V244H143L144 245V241H142L143 240V238H142V240L140 239V237L141 236H136V231H140V230H138V228H137V225L135 226ZM191 225H193V224H191ZM33 226V225H32ZM36 226V225H35ZM51 226V225H50ZM55 226V225H54ZM58 226V225H57ZM115 226H116V224H115ZM118 226H120V224L118 225ZM190 226V225H189ZM206 226V225H205ZM48 227V226H47ZM52 227H53V225H52ZM56 227V226H55ZM121 227H117L118 229H113V230H110V232H111V235H113V236H116V237H119V236H121L122 235V229H121ZM159 227V228H160ZM28 228H30V227H28ZM27 228V229H28ZM31 228H33V227H31ZM51 228V227H50ZM57 228V227H56ZM111 228V227H110ZM42 229V228H41ZM46 229L47 228H45V229H43V232H47L46 231ZM52 229V228H51ZM59 229V228H58ZM66 229V228H65ZM173 229V228H172ZM185 229V228H184ZM50 230V229H49ZM124 230V231H125ZM170 230V229H169ZM205 230V229H204ZM27 231V230H26ZM25 231V233H27ZM39 231V230H38ZM37 231V232H38ZM41 231V230H40ZM183 231V230H182ZM182 231H181V233H182ZM205 231H207V233H210V232H213L214 230H210L209 228L207 229V230H205ZM5 232V231H4ZM29 232H30V230H29ZM39 233L40 234V237L42 238V239H44V238H46V234H44V233ZM186 232V231H185ZM34 233V232H33ZM124 233V232H123ZM138 233V232H137ZM176 233V232H175ZM214 233V232H213ZM32 234V233H31ZM107 234H109V232L107 233ZM142 234V233H141ZM177 234V233H176ZM26 235V234H25ZM24 235V236H25ZM179 235V234H178ZM186 235V234H185ZM211 235V234H210ZM108 236V235H107ZM112 236V237H113ZM123 236H124V234H123ZM162 237H163V235H162ZM165 237V238H166ZM145 238V237H144ZM164 238V237H163ZM182 238V237H181ZM3 239V238H2ZM41 239V240H42ZM109 239V238H108ZM4 240V239H3ZM40 240V239H39ZM104 240V239H103ZM43 241V240H42ZM122 240H120V241H117V242H120V243H122L121 242ZM148 241V240H147ZM182 241H184L183 239H182ZM37 242V241H36ZM115 242V241H114ZM173 242V241H172ZM171 242V244H173ZM185 242H186V238H185ZM231 242V241H230ZM60 243V242H59ZM98 243V242H97ZM119 243V244H120ZM184 243V242H183ZM187 243V242H186ZM190 243V242H189ZM207 243H209V242H207ZM229 243V242H228ZM57 244V243H56ZM56 244H55V246H56ZM99 244V243H98ZM97 244V245H98ZM102 244V243H101ZM124 244V243H123ZM126 244H127V242H126ZM126 244H124V245H126ZM170 244V245H171ZM185 244V243H184ZM206 244V243H205ZM231 244V243H230ZM121 245V244H120ZM186 245V244H185ZM207 245V244H206ZM209 245V244H208ZM42 246V249H40L39 248V245H38V248L41 250V252L42 251H48L49 250V248L48 247H46L45 245H41ZM101 246V245H100ZM126 246H130V244L129 245H126ZM145 246V245H144ZM148 246V245H147ZM172 246V245H171ZM188 246V245H187ZM57 247V246H56ZM115 246H113V248H114ZM143 247V246H142ZM180 247V246H179ZM183 247V246H182ZM186 247V246H185ZM189 247H192V246H189ZM208 247V249H206V251L207 250H209V252H214L215 250H216V246H214L213 244H210L209 246H207ZM35 248V247H34ZM37 248V247H36ZM53 248H54V246H53ZM58 248V247H57ZM133 248L136 250V247H134L133 246ZM132 248V249H133ZM138 248V247H137ZM140 248V247H139ZM138 248V249H139ZM164 248V247H163ZM162 248V250L161 249H159L160 251H158L160 254H162V255H167L168 253H170L171 251H169V248H166V249H163ZM174 248V247H173ZM38 249V250H39ZM51 249V248H50ZM131 249V250H132ZM142 249V248H141ZM184 249V248H183ZM186 249V248H185ZM184 249V250H185ZM189 249V248H188ZM193 249V248H192ZM15 250V249H14ZM13 250V251H14ZM52 250V249H51ZM115 250V249H114ZM117 250V249H116ZM119 250V249H118ZM126 250V249H125ZM124 250V251H125ZM151 250V249H150ZM173 250H175V249H173ZM194 250V249H193ZM192 250V251H193ZM3 251V250H2ZM33 251V250H32ZM56 251V250H55ZM134 251V250H133ZM133 251H131V252H133ZM139 251V250H138ZM176 251L177 250H175L174 252H172V253H176ZM180 251H181V249H180ZM191 251V250H190ZM15 252V251H14ZM13 252V253H14ZM34 252H35V249H34ZM40 252V251H39ZM53 252V251H52ZM114 253H117V252H115V251H113ZM125 252H127V251H125ZM130 251H129V255L128 256H132L133 255V253H131ZM137 252V251H136ZM142 252V251H141ZM150 252V251H149ZM154 252V251H153ZM31 253V252H30ZM29 253V254H30ZM104 253V252H103ZM123 253V252H122ZM146 254L148 253V251H146L145 252ZM179 253V252H178ZM56 254V253H55ZM143 254V253H142ZM152 254H154V253H152ZM208 254V253H207ZM34 255H36L37 256V254H35V253H33V255L32 256H34ZM53 255H54V253H53ZM102 255H105V253L104 254H102ZM124 255V257H125V255H126V253H124L123 254ZM141 255V254H140ZM180 255V254H179ZM185 255V254H184ZM191 255V254H190ZM190 255H188L189 257H190ZM113 256V255H112ZM145 256V255H144ZM149 256H150V254H149ZM168 256V255H167ZM186 256V255H185ZM193 256V255H192ZM124 257L122 256L121 258H118V257H116V258H114V257H109V258H113V259H111V263L112 264H121L122 263V260L124 259ZM142 257H143V255H142ZM142 257L140 256L139 258H141L142 259ZM158 257V256H157ZM165 257V256H164ZM187 257V256H186ZM186 257H183L184 259L186 258ZM188 257V258H189ZM35 258V257H34ZM34 258L33 259H31V260H34ZM37 258V257H36ZM147 257H145V259H146ZM127 259V258H126ZM151 259V258H150ZM152 259H154V258H152ZM109 260V259H108ZM136 260V259H135ZM139 260V259H138ZM147 260V259H146ZM155 260V259H154ZM187 260V259H186ZM133 261H134V259H133ZM141 261V260H140ZM139 261V262H140ZM148 261H150L149 259H148ZM188 261V260H187ZM135 262H137V261H135ZM110 263V264H111ZM155 264H157L156 262H154ZM163 263V262H162ZM126 264H127V262H126ZM129 264V263H128ZM142 264H144V263H142ZM161 264V263H160ZM172 264H174V263H172ZM178 264V263H177Z\"/></svg>",
	"mask_w": 264,
	"mask_h": 264
}]
</instances>
